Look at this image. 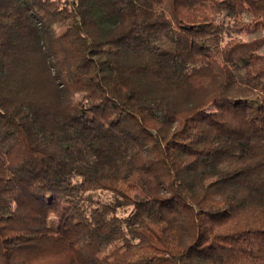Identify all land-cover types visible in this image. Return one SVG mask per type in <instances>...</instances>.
Returning <instances> with one entry per match:
<instances>
[{"label": "trees", "instance_id": "trees-1", "mask_svg": "<svg viewBox=\"0 0 264 264\" xmlns=\"http://www.w3.org/2000/svg\"><path fill=\"white\" fill-rule=\"evenodd\" d=\"M0 264H264V0H0Z\"/></svg>", "mask_w": 264, "mask_h": 264}, {"label": "rangeland", "instance_id": "rangeland-1", "mask_svg": "<svg viewBox=\"0 0 264 264\" xmlns=\"http://www.w3.org/2000/svg\"><path fill=\"white\" fill-rule=\"evenodd\" d=\"M245 20L246 21L250 20V17L249 16H245ZM261 34H262L261 31L258 30V31H256L253 34L247 35L246 37H248V38L259 37Z\"/></svg>", "mask_w": 264, "mask_h": 264}]
</instances>
